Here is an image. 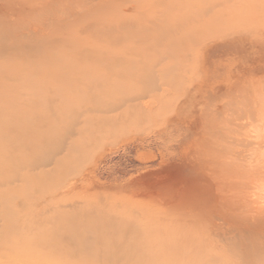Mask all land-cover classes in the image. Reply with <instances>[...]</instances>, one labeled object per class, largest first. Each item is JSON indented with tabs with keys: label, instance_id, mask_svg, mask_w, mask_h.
<instances>
[{
	"label": "rangeland",
	"instance_id": "obj_1",
	"mask_svg": "<svg viewBox=\"0 0 264 264\" xmlns=\"http://www.w3.org/2000/svg\"><path fill=\"white\" fill-rule=\"evenodd\" d=\"M205 1L164 0L193 6ZM218 1L214 13L199 21L227 39L211 58L223 55L231 63L209 79L217 84L214 93L210 88L196 93L205 78L202 57L191 63L188 54L201 52L213 39L203 36L191 49L185 45V59L181 54L173 59L175 69L161 88L139 101L150 102L142 115L126 106L102 110L109 102L102 103V39L124 23L139 30V24L160 17L155 0H0V39L8 40L3 36L0 42V136L7 120V128L26 126L24 140L32 135L51 148L71 143L74 156L81 157L54 171L50 163L16 167L31 179L9 183L0 153V264H176L182 256L230 250L233 227L258 230L264 212L246 215L241 204L253 201L264 209V144L257 143L264 136V0ZM191 14L184 13L186 20H194ZM208 15L214 22L203 20ZM234 30L262 36L243 48L229 38ZM145 47L152 52L158 46ZM63 62L73 64L69 72ZM54 68L62 73L58 79ZM189 88L196 100L175 113L178 97ZM36 98L43 102L36 106ZM27 111L31 119L20 118ZM11 112H18L16 121ZM113 123L117 129L108 131ZM3 142L7 150L8 140ZM26 150L22 157L29 155ZM69 168L80 171L77 182L54 191ZM62 214L79 222L70 224Z\"/></svg>",
	"mask_w": 264,
	"mask_h": 264
},
{
	"label": "bare ground",
	"instance_id": "obj_2",
	"mask_svg": "<svg viewBox=\"0 0 264 264\" xmlns=\"http://www.w3.org/2000/svg\"><path fill=\"white\" fill-rule=\"evenodd\" d=\"M20 1L24 2L27 0H20ZM155 1L157 2L158 6L161 9L162 11L161 16L163 17L161 16H160L161 18L158 16L153 17L151 21L146 22L145 26H142L141 24H139L140 25L139 30L134 28L136 26L130 27V26H126L124 23L123 26H120L114 31L113 30L111 31V29L106 31L102 39V41L104 42L102 44V99L104 98V102L102 103H106V100H109L108 104L104 107V109L102 106V110L104 111L113 112L119 108L121 109L122 107L126 106L125 111L131 110L132 112H136V113L139 112L142 115H144L145 111L143 109V104L146 108L149 109L150 102L149 103L145 102L141 104L142 102L140 103L139 101L151 95L152 93H155L157 90L161 88L163 81H165L163 80L164 77L167 74L171 73L172 70L175 69L174 67L176 66V63L175 61H173V59H175V57L178 56L179 54H181L183 59H185L187 57V56L185 57V54H187L186 51L188 49H191L190 45L199 44L198 41H200L199 39L203 38V36L204 38L208 37V40L209 38L210 39L213 38V39L207 42L203 46L201 52L200 51L195 52L193 50L188 53L190 54L189 57L192 60L191 63L197 62L198 60V58L196 57L197 55H199V57L200 56L202 57L199 67H201L200 69L202 70L204 74L203 76L205 78L203 79L202 84H200L199 88L195 87V89L197 90L196 93L199 94L201 90L202 91L206 90L205 88H210L209 92L211 91L214 93V89L217 84L215 82H210L212 74L214 73L219 74L218 68L220 66L225 67V68H227V66L230 67L231 63L228 62L229 58L223 55L218 60L211 59L212 57H214L217 51H219L221 48L224 47V42L227 39H219L221 37H219L220 35L218 34H216L217 36H214L213 33L214 34L216 33L215 28L211 30L210 27L208 28L202 27L199 24V21L200 19H202V16L203 17L206 16L205 13H214V11L212 10L215 9L214 7H217L218 5L222 4L221 2H219L218 0H206L200 6H193L192 3H189V4L184 3L181 5L180 4L175 5V4H169V3L166 4L164 0H155ZM184 13H192L191 15L194 16L193 17L194 20H191V21L186 20V15H184ZM253 13H255V11ZM214 18H215L214 15H208L206 18H203V20L207 21V23H211V22H214ZM167 21H170V24H166ZM194 22L195 23L198 22V24H195ZM203 30L205 31L211 30L214 32L210 33L209 35H205L202 32ZM137 32H141L140 34L141 36L138 37ZM21 33L22 32L20 31L18 35L19 36L24 35ZM231 33L232 35L231 36L229 35L230 37L229 36L228 37L235 40L233 41L235 45L237 46L239 45V47L242 46L243 48H249V47L254 46L252 45V43L259 41L258 37L262 36L261 34H258L259 32L256 34H253L252 32H243V31L234 30V31L229 32L228 34H231ZM16 35H17V32H16ZM3 36H4V41H5L6 37L5 35ZM1 39H0V42L4 43V41H2ZM6 41L8 40L6 39ZM3 43H0V44L2 45ZM146 45H149L150 48L152 46H158V47L153 48L152 52H148V48L145 47ZM185 45H189L190 48L188 47V49L187 48L185 49ZM12 46L13 45H11V47H9L8 49H11ZM4 56L6 57V54ZM179 61L181 62V59ZM72 66L73 64L67 65L68 72L70 70V67ZM60 68H66V67H63V66L57 67V69H60ZM57 69L56 68L53 69V73H54L53 76L56 77V79L59 78L58 76L61 77V74H62ZM75 69L77 70L79 69V71L81 70L80 67L75 68ZM227 71L230 72L231 70L226 69V72ZM91 72L97 74V72H100V71H98V69H95V70L92 69L90 73ZM234 77H237V76L235 75ZM62 79L65 80V78H62ZM46 80L48 81V78L40 80V82L37 83V86L43 84V81H46ZM63 80H61V82H63ZM52 81L54 80H51V82ZM229 81H231V79L229 78L224 79V83L229 82ZM66 85L67 84H62V86H66ZM227 88H228L227 89L228 91L231 88L233 89V87H231L230 89L229 87ZM61 90H65V89H59V91ZM190 91L191 89L189 88L185 95L178 97V100L176 101L177 104L175 103L174 105L176 106V108L173 109L175 113L180 114V110L183 111L185 109V108L181 109V107L185 103H186L185 106L188 105L187 107H189V105H191L192 102L196 100L194 97L190 98V96H188ZM204 94L205 95L203 97L205 99L208 96L206 93ZM182 97L184 99H182ZM39 102H43V99L36 98L35 99L36 106L37 104L39 105ZM205 103H207V101H205ZM27 104H29V102ZM125 111L123 110L121 112H125ZM23 112L21 113L20 118L31 119L32 115H29L28 111H27L28 115H25ZM16 113L12 114L11 112V120L16 121V118L18 117V114ZM36 115H33V117L37 120ZM257 115L259 117L261 116V114L259 113ZM6 123H7V120L4 121L3 129L1 130L2 133L0 136V140H1L0 141V153H3L6 159L5 165H4V171H5L4 175L6 177V180L9 181V183H13L16 179H19V178H22L24 181L27 179L26 177H22V175L14 171L16 167L24 168L27 165L34 166L36 164L37 166H39L44 163H47V164L50 163L54 165L53 168L51 169L53 170L55 168L57 169V167H59L60 165H62L63 163L67 161L75 160V159H71L75 155L74 152H75L76 146H74V144L69 143L70 145L64 146L61 143L59 144V146H54L53 148H51L50 146L48 147L47 145L44 146L43 144L34 142L35 140L32 139V135L30 138L28 139L25 138L24 140V137L22 135L25 134V131L23 130L26 128L25 125H18L15 123V125H12L9 128H7ZM115 123H113L111 127L109 125L108 131L111 130L112 132H115V130L117 129L116 128L117 126L115 125ZM14 131L16 133H13ZM259 133H262V132H259ZM259 133H256V135H258ZM104 134L105 133H103V135ZM257 138L259 139L257 140L258 144L259 143L264 144V136L263 137L259 136ZM5 139H7L9 143L7 144L9 146L7 150L3 149V143H4L3 141ZM255 139L256 138H254L253 140ZM17 140H19L18 143H17ZM25 149H27L25 152L29 153L27 158L22 157L24 153L21 151ZM88 150L89 149L86 148V151L84 150V152L87 153ZM262 150L264 151V149ZM250 152H253V151L251 150ZM262 152H261V155H262ZM254 153L255 152H253V155H251V157L254 156ZM248 154H251V153L248 152ZM261 155L259 153V156ZM39 157H44V158L38 161ZM74 158L81 159L80 154H78V158L76 156H74ZM251 166L253 165L249 164V167ZM253 167L256 168L255 166ZM45 172L47 173V171ZM79 174H80V171L77 168L66 169L64 171V177H62V179H60L53 187L54 191L57 190L56 187H59V189H62V188H66L67 186L69 187L72 186L74 183L77 182V181L74 182L73 179L78 178ZM252 178L254 177L252 176ZM30 179L31 177L28 178L26 181ZM59 195L60 194H57L56 196H54L53 199L56 200ZM249 195L250 194H248V196ZM252 198H253L252 200H254L255 202L258 201L257 197H256L257 198L256 200L254 197ZM249 202L246 201L241 204L243 211L247 213L246 215H249L248 213H250L251 210L253 212L251 216L263 214L264 209H263V205L261 206V203L260 204L256 203L257 205H260L258 206L259 208L256 206L257 207L256 209H250L251 204L252 205H256V204H253L254 202L252 201L253 203L251 202L250 205H247V203L249 204ZM49 209L52 210V208H49ZM46 210L48 211V209ZM62 212H65V211H62ZM79 218L80 217H75V218L72 217V219H70V216L68 214L65 216L64 219L66 221L69 220L70 224H74V223L79 222ZM256 225L258 226V230L254 231L253 229H247L246 231L247 233H244V231H242L238 227L237 228L233 227V230H231L232 237H231L230 243L232 247L230 250L222 251V252L215 250L206 255L193 254V255L187 256V258L182 256L181 258H178L179 260L178 262L176 261L175 262L176 264H264V219H260ZM229 229H232V228H229ZM122 247L123 246H121L120 244V248L118 249L124 250V248ZM93 251H94V254L99 252L95 249H93ZM87 262L88 261H84L82 264H85ZM96 264H100V263H96Z\"/></svg>",
	"mask_w": 264,
	"mask_h": 264
}]
</instances>
